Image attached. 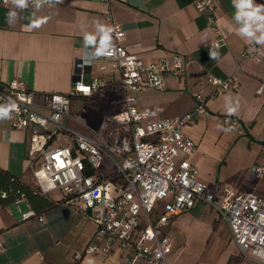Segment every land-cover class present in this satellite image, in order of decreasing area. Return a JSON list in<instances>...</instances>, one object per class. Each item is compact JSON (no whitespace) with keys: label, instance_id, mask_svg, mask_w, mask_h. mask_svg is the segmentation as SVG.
Instances as JSON below:
<instances>
[{"label":"built area","instance_id":"obj_1","mask_svg":"<svg viewBox=\"0 0 264 264\" xmlns=\"http://www.w3.org/2000/svg\"><path fill=\"white\" fill-rule=\"evenodd\" d=\"M101 1L108 5L124 0ZM218 3L193 0V7L220 35L215 19ZM35 7L33 0H28L26 8ZM104 17L113 28L111 54L91 58L87 54L94 50H89L77 59L68 93L36 92L18 78L0 82V105H15L11 118L5 120L10 128L28 134L29 168L40 191L49 194L60 190L65 203L80 204L84 218L96 227L75 261L84 255L121 251L125 252V264H173V239L167 228L183 212L205 203L226 224L242 264H264V198L255 192L235 193L224 188L225 194L216 205L215 191L198 179V170L190 161L196 144L183 133L185 125L205 114L208 99L237 90L236 74L206 78L212 90L207 96L195 95L192 112L157 117L154 109L139 105L140 94L164 91L168 76L180 79L186 71L184 58L173 53L153 62L142 61L123 46L124 31L111 12ZM95 59L102 60L97 65L101 74L92 70ZM263 59L264 46L249 42L240 52L236 72L246 61L260 63ZM113 83L121 93L119 110L104 120L99 132L80 133L65 123L73 98H91ZM256 94H264V82ZM221 121L230 129L241 126L232 116L224 115ZM261 151L250 170L257 179L264 177V145ZM106 163L112 170L102 172ZM0 196L5 197V193ZM31 216L32 211L23 213L21 220Z\"/></svg>","mask_w":264,"mask_h":264},{"label":"crops","instance_id":"obj_2","mask_svg":"<svg viewBox=\"0 0 264 264\" xmlns=\"http://www.w3.org/2000/svg\"><path fill=\"white\" fill-rule=\"evenodd\" d=\"M218 1L215 19L220 35L207 26L205 15L194 9L193 0H124L108 5L101 0H62L53 6L43 3L39 9H17L12 3H0V82L18 78L36 92L68 93L74 62L86 51L94 50L84 48V31L94 32L97 21L109 25L104 17L109 11L124 31L123 46L130 54L144 62L173 53L184 58L186 71L180 79L168 76L164 91L149 90L140 94L139 105L154 109L157 117L192 112L196 107L195 95L207 96L212 90L206 78L224 79L236 74L237 90L208 99L205 114L197 115L185 125L183 133L196 144L190 161L198 170V179L214 190L216 196L220 179L235 159L238 182H226L225 187L235 193L255 192L264 198V177L257 179L250 174L264 145V94H256L264 82V59L260 63L246 61L236 72L241 63L240 52L249 42L237 34L238 25L234 21L237 9L233 0ZM256 3L264 4V0ZM12 11L17 15L10 20ZM38 21L43 22L39 27H32ZM217 42L219 45L215 46ZM213 51L218 52V58H210L209 53ZM100 62L95 59L94 74H101L97 71ZM111 91L118 96L117 107L109 117L119 110L121 101L116 83L102 91V97ZM226 96L239 103L238 112L231 115L239 120V129L222 130L229 129L221 121L222 116L228 115ZM67 121L70 128L85 133ZM27 142L26 131L12 129L5 119L0 120V169L25 176L29 169ZM21 205L23 211L19 209ZM14 206L17 213L12 209ZM30 211L33 209L24 199L0 205V264H74L76 254L82 253L96 228L84 218L81 206L68 203L41 206L37 216L21 220V215ZM188 211L169 225L180 238L184 236V229L178 228L177 223ZM168 228L167 233L173 238ZM66 235L73 241L83 239L82 246L75 248L74 242H62ZM170 261L176 264L171 256ZM79 264H125V252L84 255Z\"/></svg>","mask_w":264,"mask_h":264},{"label":"rangeland","instance_id":"obj_3","mask_svg":"<svg viewBox=\"0 0 264 264\" xmlns=\"http://www.w3.org/2000/svg\"><path fill=\"white\" fill-rule=\"evenodd\" d=\"M113 90V89H112ZM118 91V89L114 88ZM103 93L85 99H74L71 102L68 124L76 129L89 133V130L99 132L101 125L105 119L110 118L109 115L117 107L116 98L118 93L111 91L102 97ZM114 98V99H113ZM228 168L225 170L223 177L219 181V195L215 201L219 205L223 195L226 182H238L239 177L235 168L237 166L236 160L232 159ZM104 170L111 171V167L106 163ZM50 197L60 199L62 192L54 190L50 192ZM80 205V204H79ZM15 213L18 212L17 207L12 208ZM23 211V206L19 207ZM198 216V218H197ZM198 223L199 227H195ZM178 228L184 229V236L178 237L172 227L168 228L170 234L175 239L171 259L176 264H242L243 258L238 249L231 243L229 232L226 224L220 219L217 211L212 209L205 203H200L193 211H188L177 223ZM186 232V233H185ZM83 240V239H82ZM82 240L76 239L73 241L66 235L62 240L64 243H75V248H80ZM80 244V245H78ZM143 264V263H138Z\"/></svg>","mask_w":264,"mask_h":264},{"label":"clouds","instance_id":"obj_4","mask_svg":"<svg viewBox=\"0 0 264 264\" xmlns=\"http://www.w3.org/2000/svg\"><path fill=\"white\" fill-rule=\"evenodd\" d=\"M39 9L43 3L53 6L55 3H61L62 0H33ZM15 8H26L28 0H12ZM233 6L237 9L234 14L235 24L238 25L237 34L244 40L264 46V4L256 3V0H233ZM17 13H9L10 20L16 17ZM43 21L35 22L32 27H39ZM113 28L109 25L100 23L95 24V31H84V48L87 50L93 48L89 55L91 58H98L111 54ZM211 59L218 58V52L209 53ZM226 111L229 116L235 115L239 109V103L234 102L231 96L225 97ZM14 102L0 105V120L10 119L14 109ZM231 131L232 129H222Z\"/></svg>","mask_w":264,"mask_h":264},{"label":"trees","instance_id":"obj_5","mask_svg":"<svg viewBox=\"0 0 264 264\" xmlns=\"http://www.w3.org/2000/svg\"><path fill=\"white\" fill-rule=\"evenodd\" d=\"M1 193H5V197L2 198L0 196L1 206L17 203L19 200L24 199L33 209L34 216L38 215L40 212L39 207L41 206L52 207L55 204L65 203L66 201L64 197L53 201L49 194L42 193L33 178L30 168L23 177L12 175L0 169V194ZM142 228L143 225H139L136 233L138 234ZM79 261H75L74 264H79Z\"/></svg>","mask_w":264,"mask_h":264}]
</instances>
